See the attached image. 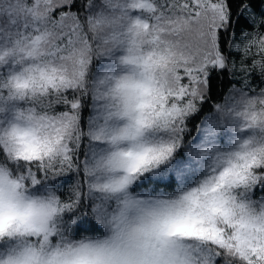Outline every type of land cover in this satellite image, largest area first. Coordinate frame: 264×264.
<instances>
[{"label":"snow or ice","instance_id":"6c2138e0","mask_svg":"<svg viewBox=\"0 0 264 264\" xmlns=\"http://www.w3.org/2000/svg\"><path fill=\"white\" fill-rule=\"evenodd\" d=\"M0 264H264V0H0Z\"/></svg>","mask_w":264,"mask_h":264},{"label":"trees","instance_id":"16d2710c","mask_svg":"<svg viewBox=\"0 0 264 264\" xmlns=\"http://www.w3.org/2000/svg\"><path fill=\"white\" fill-rule=\"evenodd\" d=\"M213 85H214L213 87L214 97L227 90L226 81L222 83L221 80L217 79L213 81Z\"/></svg>","mask_w":264,"mask_h":264}]
</instances>
